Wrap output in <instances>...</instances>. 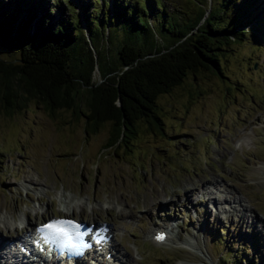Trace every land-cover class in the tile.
<instances>
[{"label": "rangeland", "instance_id": "1", "mask_svg": "<svg viewBox=\"0 0 264 264\" xmlns=\"http://www.w3.org/2000/svg\"><path fill=\"white\" fill-rule=\"evenodd\" d=\"M118 1L130 10L147 5V0ZM254 1L245 28L255 36L233 47V55L222 61L221 77H189L160 96L162 131L141 127L131 153L104 148L110 126L86 132L84 117L70 110L50 114L29 100L22 110L0 111V216L16 226L9 232L0 223V236L12 243L51 216L80 217L107 222L130 264H264V37H258L264 0ZM157 3L163 8L154 16L156 48L166 39L161 21L181 22L180 9L190 16L197 9V0H149ZM114 10L106 27L109 59L126 37V22L120 23ZM58 14L52 12L54 19ZM257 14L258 24L252 20ZM0 57L17 54L0 43ZM99 77L95 71L93 81ZM214 181L241 202L212 204L208 187ZM74 204L82 209H67ZM170 224L174 234L169 231L164 244L153 242L151 235ZM242 254L248 260L238 261Z\"/></svg>", "mask_w": 264, "mask_h": 264}, {"label": "trees", "instance_id": "2", "mask_svg": "<svg viewBox=\"0 0 264 264\" xmlns=\"http://www.w3.org/2000/svg\"><path fill=\"white\" fill-rule=\"evenodd\" d=\"M52 1L0 0V43L17 54L11 60L0 57V111L22 110L29 100L43 104L50 114L70 110L84 117L86 132L95 134L109 125L103 147H121L127 153L132 152L141 127L162 131L156 108L160 96L189 77H221L222 61L254 32L245 27L257 4L197 0L191 16L182 9L177 12L181 22H160L166 39L156 48L154 16L163 8L158 3L147 0L146 6L130 10L118 0H87L81 5L73 0ZM114 9L120 23L126 22V37L109 59L105 51L111 37L106 27L113 23ZM55 11L57 19L52 15ZM261 14L255 15L254 23L262 20ZM259 33L264 37V30ZM95 71L100 75L98 83L92 78ZM237 257L248 260L243 254Z\"/></svg>", "mask_w": 264, "mask_h": 264}, {"label": "bare ground", "instance_id": "3", "mask_svg": "<svg viewBox=\"0 0 264 264\" xmlns=\"http://www.w3.org/2000/svg\"><path fill=\"white\" fill-rule=\"evenodd\" d=\"M211 188L212 191H210V199H212V201L210 199H208L212 204L214 205H220L218 204L219 201L221 202V204H237L241 202L240 198H237V196H235L234 193H232V191L227 187L222 185L221 183H219V181H214L212 183H209V187ZM213 190H215V192H213ZM192 194V192H188L186 195V199H190V195ZM222 200V201H221ZM225 201H228L225 203ZM65 202V201H64ZM224 202V203H223ZM66 206V204H64ZM68 210L71 209L72 211H74V209L81 208L82 206L79 204H74V205H69L67 206ZM234 209V208H233ZM250 216H256V215H250ZM240 217H244L243 221H245V218H248V215H246L245 213H242L240 215ZM239 217V220H240ZM260 218V217H259ZM261 219V218H260ZM252 225L254 226L256 225V222L252 219ZM246 222V221H245ZM0 223L2 224L4 230H7L10 232L11 231H16V226H14V221L10 218H7V216H0ZM244 225V223H242ZM174 227L172 226V224L169 225V227H167L166 231L168 234H170L169 231H171V234H174ZM34 229V228H33ZM110 229V227H109ZM3 230V231H4ZM110 231H112V229H110ZM28 234V233H27ZM24 234V236L22 237H18L17 239H13L12 243L11 240L3 238L0 236V264H41L42 262L44 264H63L61 262L55 261V260H50V261H43L40 257V259L38 258V256H34L32 255V249L30 247V244L27 240V238L32 234ZM153 238V242L160 244L158 242H156L154 240V236H155V232L154 234L151 235ZM13 238V237H12ZM22 243V244H21ZM187 244L189 246H191L192 244L187 242ZM23 246L26 248V251H29V255L28 257H26V255H24V253H19V248L18 246ZM115 252L116 254H113L111 262H116L115 264H130L129 261V257H127V254L125 253H121L120 248H118V245L116 243H111V251L110 253ZM106 252L101 255V258H98L99 261L96 264H107V260L105 258ZM119 255V256H118ZM29 258H32V261H29ZM42 263V264H43ZM65 264V263H64ZM80 264H86L84 261H81Z\"/></svg>", "mask_w": 264, "mask_h": 264}, {"label": "snow or ice", "instance_id": "4", "mask_svg": "<svg viewBox=\"0 0 264 264\" xmlns=\"http://www.w3.org/2000/svg\"><path fill=\"white\" fill-rule=\"evenodd\" d=\"M81 225L72 220L58 219L42 225L37 229L45 240L59 246L62 250L80 254L88 245L80 242L83 233L79 231ZM157 240H163L162 235L156 237Z\"/></svg>", "mask_w": 264, "mask_h": 264}]
</instances>
